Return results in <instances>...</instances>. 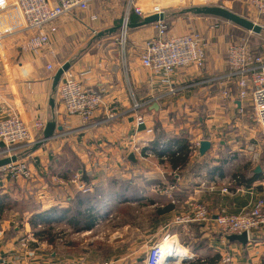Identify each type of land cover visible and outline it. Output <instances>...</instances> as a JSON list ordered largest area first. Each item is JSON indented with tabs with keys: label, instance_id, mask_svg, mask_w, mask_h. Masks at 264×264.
I'll return each mask as SVG.
<instances>
[{
	"label": "crops",
	"instance_id": "obj_1",
	"mask_svg": "<svg viewBox=\"0 0 264 264\" xmlns=\"http://www.w3.org/2000/svg\"><path fill=\"white\" fill-rule=\"evenodd\" d=\"M210 1L225 7V0ZM156 4L163 7L172 34L197 30L205 35L204 67H183L163 76L144 66L142 48L157 28L155 23L129 27L122 44L119 21L126 15L130 23L144 18L129 9L128 0H97L86 11L62 16L50 45L38 53L20 49L23 36H11L0 43V119L19 114L30 127L31 147L43 138L50 121L63 127L62 131L56 127L55 137L29 154H22L23 148L9 153L0 141V159L22 154L32 170L28 180L0 182V192L11 201L8 208H0V264H61L65 259L144 264L140 249L147 251L167 233L177 234L184 244L185 240L197 243V251L185 244L197 259L208 245L221 255L217 264H225L222 234L213 219L190 223L189 233L182 231L175 219L189 211L192 200L205 202L215 217L221 212L237 214L264 197V138L250 94L241 97L229 72L227 48L236 40L227 43V35L219 32L217 24L223 18L182 14L187 7L177 0H138L146 16L153 14ZM225 27L229 28L223 24L220 28ZM103 31L109 32L99 36ZM67 62V74L72 73L86 89L103 94L105 104L89 125L68 114L58 96L60 82L55 87L54 77ZM86 70L89 72L83 74ZM135 102L143 104L138 111L133 109ZM111 106L118 111L113 120L107 118ZM138 115L145 118L139 126ZM38 120L45 124L40 133L33 127ZM185 140L191 147L188 162L174 166L168 152L179 150V143ZM204 140L209 146L201 153L196 143ZM155 143L160 150L166 149L163 155L155 154ZM134 147L153 154L141 155ZM131 153L135 160L129 158ZM73 156L80 168L76 171L86 177L71 175ZM113 168L121 174L110 173ZM238 173L243 175L241 184L234 178ZM130 189L140 196L120 200ZM78 196L83 203H78ZM87 196L93 197L95 204L93 200L85 202ZM113 201L150 208L152 232L143 234L138 226L124 222L108 230L111 219L107 213L113 209L109 207L116 203H110ZM56 206L66 210V217L81 208H95L102 216L94 227L80 230L66 220L55 222V229L62 233L52 242L36 235L38 229L32 227L30 218ZM263 241V233H255L247 246L228 239L233 255L229 264H264Z\"/></svg>",
	"mask_w": 264,
	"mask_h": 264
},
{
	"label": "built area",
	"instance_id": "obj_2",
	"mask_svg": "<svg viewBox=\"0 0 264 264\" xmlns=\"http://www.w3.org/2000/svg\"><path fill=\"white\" fill-rule=\"evenodd\" d=\"M94 1L97 0H0V43L11 36H23L20 49L26 53H38L50 45L51 35L58 31L57 23L62 16L74 11H86ZM246 1L257 16L253 21L264 28V0ZM128 4L129 9L140 17L147 15L138 6V0H128ZM151 13L165 15L163 7L159 4L152 7ZM129 24L130 18L126 15L120 24L122 44L127 40ZM155 25L156 35L145 41L142 48L141 61L144 66L163 76H169L183 67H204L208 43L203 33L192 30L183 34H172L166 19L156 22ZM227 57L229 72L236 79L241 97H247L249 94L251 96L255 118L264 138V58L252 53L246 42L231 43L227 48ZM52 67L48 65L49 69ZM88 72L89 70H86L83 74ZM57 93L66 112L79 116L86 125L91 124L96 111L105 104L102 92L86 89L72 73H64ZM142 106L143 104L135 102L133 109L138 111ZM108 111L107 118L115 119L118 114L116 107L111 106ZM136 123L138 126L144 124V116L138 115ZM33 127L40 133L45 124L38 120ZM29 133L30 127L17 113L13 112L0 119V141L6 145V151L9 153L23 148L24 154L30 149ZM199 145L197 142L196 147ZM134 148L141 155L153 154L150 150L143 152L139 147ZM31 177L29 160L24 157L0 167V182L8 178L20 181ZM223 191L227 192L228 188H223ZM212 219L222 234L221 241L225 252L222 263H232L233 255L228 246V235L247 232L248 243H251L255 233L264 234V197H258L254 203L244 207L237 214L221 212L215 217H212L205 202L192 200L189 202V211L176 216L175 223L182 231L189 233L190 223H207ZM262 243L264 244V241ZM196 259L197 254L190 251L177 234L167 233L147 249L144 264H189ZM61 264L114 263L109 260L88 262L83 259H65Z\"/></svg>",
	"mask_w": 264,
	"mask_h": 264
},
{
	"label": "trees",
	"instance_id": "obj_3",
	"mask_svg": "<svg viewBox=\"0 0 264 264\" xmlns=\"http://www.w3.org/2000/svg\"><path fill=\"white\" fill-rule=\"evenodd\" d=\"M253 53H255V52H253ZM178 146H179V150L174 151V152H168L169 153L168 158H169V161L174 166L175 165L184 166L188 162L191 147H190V144L187 142V140H185L182 143H179ZM164 147H167V146H163V148ZM152 149L154 150L155 154L159 155V156L163 155L162 153H165V151H166V149H164L165 151L160 150L159 144H156V143H155V145L152 146ZM72 159H73V161H72L73 163H72L71 167L73 168V172L71 173V175L75 176L78 173L77 176H79L81 179L86 177L84 173L80 174L79 172L76 171V169H80L79 167L76 168V164L74 161L76 159V157L73 156ZM66 175L69 176V173H67ZM234 178H235V180H237V182H239V184H241L243 175L238 173V174L234 175ZM129 192L130 193H127V195L125 196L124 199H120V200L126 201L128 199L135 198V197L138 198L140 196L139 192H138V194H135L134 190L130 189ZM87 197H90V198H87ZM87 197L84 198L85 202L87 200H93L94 201L93 197H91V196H87ZM81 198H82L81 196L77 197L78 203H83V200H81ZM140 199H142V198H140ZM107 202H108V200H106L104 204L106 205ZM10 203H11V201L9 199V196H6L5 194H2L0 192V208H8L10 206ZM96 203H97V201H96ZM94 204H95V201H94ZM93 207H95V206H93ZM64 211H66V210L61 209V208L56 206V207H52V208L47 209V210H43V211L34 213L30 218V222L32 224V227L38 229L36 235H38L40 237L42 236V237L48 239L49 241L53 242L54 239L56 237H59V235L62 233V230H56L55 229V222L66 220L67 222H69V224L71 226H73V228L80 230V229H87V228L94 227L96 225L97 221L102 216L100 213L97 212V209L95 210V208H93L91 210H86V209L84 210L81 208L76 212V214H74L71 217H68V216L66 217V214L64 213ZM184 242L191 250H196V251L199 250V248H197V246L195 247V244L197 245V243L191 242L189 240H185ZM220 258H221L220 253L215 252L212 248H209L207 245L206 247H204V251L202 254H200V257L198 259H196L195 261L190 262L189 264H217L219 262Z\"/></svg>",
	"mask_w": 264,
	"mask_h": 264
},
{
	"label": "rangeland",
	"instance_id": "obj_4",
	"mask_svg": "<svg viewBox=\"0 0 264 264\" xmlns=\"http://www.w3.org/2000/svg\"><path fill=\"white\" fill-rule=\"evenodd\" d=\"M204 1L205 0H187V1L177 0V2L180 3L179 5H181V7H188V6H192V5L204 4ZM205 3H206L205 5H216L217 6V4L214 3V1L206 0ZM223 3H224V6L227 7L228 9L246 17L249 20H254L257 17L256 14L253 12V9H252L250 3L246 0H225V1H223ZM219 21L221 22V24L229 27L228 29H226V27H225V29L222 30L220 28L221 24H217L218 29H220L219 32L221 34L227 35V39H226L227 43L229 41L231 43L233 40H236V42H246L249 46V49H251L253 52H255L258 55H261L264 58V28L260 34H256V33H253L251 31H248L246 29H243V28L235 25L232 22H229V21H226L223 19L219 20ZM119 22L121 24L122 20ZM225 31L227 33H225ZM120 37H122L121 34H120ZM36 142H34V143H36ZM27 154H29V153H27ZM19 158H23V157H19ZM114 170L118 171V168L110 169V173H112L113 175L121 174V172L116 171L117 172L116 173ZM112 174H110V175H112ZM105 177H106V175H105ZM8 180H10V179H8ZM110 203H115V204L109 205V207H111V209L112 208L113 209L111 210V212L107 213V218L111 219L108 223V226H107V228H109L108 230L112 229L113 227L119 226L118 223L124 222L125 224L132 225V227L138 226L141 229L143 234L147 235L148 233L152 232V231H150V225H151V221H150L151 212L149 210L150 208L140 207L134 203L133 204L126 203L127 205L122 204V203H118V201H113ZM120 208L123 209V211H119ZM124 223H122V224H124ZM108 230H106V231H108ZM129 231L130 230H128V232H127V236L132 234V233L130 234ZM104 232H105V230H104ZM109 232H107V233H109ZM140 251H141V255L144 259L146 256V248H141Z\"/></svg>",
	"mask_w": 264,
	"mask_h": 264
},
{
	"label": "water",
	"instance_id": "obj_5",
	"mask_svg": "<svg viewBox=\"0 0 264 264\" xmlns=\"http://www.w3.org/2000/svg\"><path fill=\"white\" fill-rule=\"evenodd\" d=\"M182 14L185 13H195V14H207V15H213L216 17H220L223 19H226L230 22L235 23L236 25L251 31L253 33L256 34H260L263 31V27L257 23H255L253 20H249L246 17L228 9L222 6H216V5H196V6H191V7H187L184 8L180 11ZM166 16L164 15V13H155L149 16L144 17L141 21L137 22V23H130L129 27H140V26H145L148 24H152V23H156L158 21H162L165 20ZM110 31H113L112 29ZM106 32L109 31H103L99 33V36L104 35ZM70 63H65L63 64L57 71V73L55 74L54 77V81H55V87L57 86V84L60 82L64 72H66L69 68ZM154 107L156 109H158V104L156 103L154 105ZM57 127V129L59 131L63 130L62 126H57L56 121H50L47 126L46 129L44 131V136L42 139L38 140L36 143H34L33 147H31L30 149H28L26 152L30 153L31 151H34L35 149H37L39 146L43 145L44 143H46L48 140L52 139L55 137L54 135V131L55 128ZM209 146V142L204 140L200 143V152L201 153H205V151L207 150ZM129 158L131 160H135L134 158V153H131L129 155ZM19 159L18 155H12L9 157H5L0 159V167L10 163L12 161H16ZM228 239L230 241H239L241 242L243 245L247 246L249 239H248V234L247 232H243L240 234H230L228 235Z\"/></svg>",
	"mask_w": 264,
	"mask_h": 264
}]
</instances>
